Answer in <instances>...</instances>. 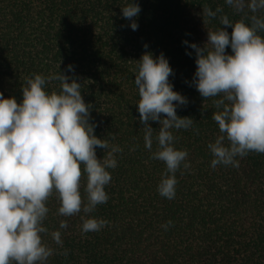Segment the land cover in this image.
<instances>
[{"label": "trees", "instance_id": "obj_1", "mask_svg": "<svg viewBox=\"0 0 264 264\" xmlns=\"http://www.w3.org/2000/svg\"><path fill=\"white\" fill-rule=\"evenodd\" d=\"M133 2L141 8L135 31L121 14L130 0H0V93L20 103L26 78L67 75L81 83L94 135L123 149L116 154L117 166L108 169V201L88 216L58 215L56 193L46 201L48 232L42 240L54 249L47 264H264V154L237 157L238 167H211L214 157L207 145L220 134L212 119L217 111L213 101L219 97L204 99L190 86L195 51L182 43L202 47L208 31L232 32L221 17L250 24L252 15L264 16V11L236 12L225 0ZM206 8L215 17H208ZM146 51L168 59L173 90L187 99L176 114L194 121L187 130H172L174 147L187 150L190 164L187 169L182 164L175 174L174 199L158 193L166 165L145 148L137 111L134 75ZM226 53L231 55V49ZM44 90L59 92L60 81L46 79ZM148 123L155 151L160 125ZM105 154L96 148L98 159ZM86 179L82 174L85 201ZM82 216L108 223L99 231L82 233ZM61 220L67 222L66 229H59ZM168 221L172 223L165 230L162 225ZM58 229L62 246L51 237Z\"/></svg>", "mask_w": 264, "mask_h": 264}, {"label": "clouds", "instance_id": "obj_2", "mask_svg": "<svg viewBox=\"0 0 264 264\" xmlns=\"http://www.w3.org/2000/svg\"><path fill=\"white\" fill-rule=\"evenodd\" d=\"M225 3L236 12L245 8L252 13L264 11V0ZM140 11L133 0L121 9L133 31L139 27L136 18ZM204 12L208 17L216 15L207 8ZM249 19L250 24L243 20L233 24L223 16L221 24L230 26L231 33L223 28L208 31L202 47L182 42L195 51L196 68L190 86L204 99L219 97L213 101L217 111L212 119L220 134L207 145L214 157L213 169L217 165L238 167L237 157L243 158L249 152L264 154V36L258 34L264 32V16L252 15ZM226 48L231 49V55ZM68 71H73L71 65ZM173 75L164 54L154 57L149 51L138 60L134 75L145 148L152 152L153 159L166 165L157 190L167 199L175 198L177 170L182 164L185 169L190 167L187 150L174 147L172 130H187L194 123L192 118L176 114L177 107L186 105L187 99L173 90L169 81ZM46 79L60 81V91L46 92ZM21 91L20 103L0 93V264H47L54 249L42 240V234L48 232L44 226L49 213L46 201L56 193L60 201L58 215L82 212L88 216L97 205L108 201V169L117 166L116 154L123 149L94 135V125L89 123L91 106L83 100L81 83L75 79L61 73L48 78L35 74L26 78ZM149 121L160 125L155 151ZM97 147L106 150L103 158H97ZM85 173L86 201L80 191ZM85 216L81 217L82 233L99 231L108 223ZM171 223L162 227L167 230ZM67 227V222L61 220L59 229ZM59 229L51 237L62 246Z\"/></svg>", "mask_w": 264, "mask_h": 264}]
</instances>
